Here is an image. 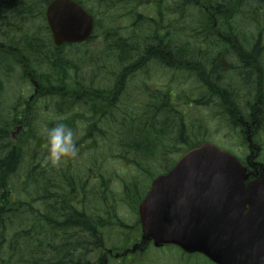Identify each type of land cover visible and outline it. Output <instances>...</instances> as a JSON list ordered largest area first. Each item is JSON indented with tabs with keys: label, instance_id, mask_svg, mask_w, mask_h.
I'll list each match as a JSON object with an SVG mask.
<instances>
[{
	"label": "trees",
	"instance_id": "16d2710c",
	"mask_svg": "<svg viewBox=\"0 0 264 264\" xmlns=\"http://www.w3.org/2000/svg\"><path fill=\"white\" fill-rule=\"evenodd\" d=\"M48 1L14 0L10 9L19 13L20 25L0 27V38H3L0 39V76L10 79L18 64H22L21 79L30 81V72L41 86L38 95L26 103L30 106L28 110L25 107L19 115L9 117L1 102L5 82L0 78V264H99L106 236L122 221L119 207L127 204L137 212L145 194L136 177L122 181L116 172H106V163L114 164L117 157L153 178L154 173L145 163L164 160L169 153L179 151L178 147H194L199 139H193L195 136L188 133L187 115L165 106L156 92L137 90L136 79L131 75L135 63L119 55V49L116 54L114 50L103 51L109 53L108 57L112 55L114 61L106 66L104 76H99L103 79L101 82H96L97 74H80L85 77L71 74L77 68L78 60L73 58L76 50L71 49L73 53L66 56L62 52L76 47L65 46L58 52L51 39V46L45 45L42 39L51 37L44 11ZM175 2L182 8L179 16H175L174 29L177 35L183 26L176 20H185L183 37L204 34L201 26L207 21L210 9L218 21L226 23L228 35H231V21L237 19L240 60L230 68L242 79H245L243 72L237 70L250 69L256 88L263 86V76L257 70L264 69V40L261 39L264 38V0ZM28 18L29 31L23 32ZM105 21L97 20L96 24L102 27ZM150 23L145 19L134 27L136 38L146 37L144 30L151 29ZM248 24L254 30L247 31ZM192 41L177 44L178 50L191 51ZM134 46L125 45L127 51H135ZM126 62H129L127 66ZM46 64L48 73L40 74ZM121 69L123 76H129L124 91H120L121 84L112 82L122 76ZM74 84L81 87L73 88ZM104 84H108L106 88ZM82 90L93 92V96L87 93L80 98L74 96V91L83 93ZM259 96L263 105L264 97ZM23 97L22 91L20 98ZM225 100L229 101V97ZM209 110L215 118L220 111L215 106ZM60 121L76 134L80 128L85 138L77 142L78 147L89 145L91 149L85 159H67L57 168L48 162L43 129ZM223 121L228 119L223 117ZM18 126L23 128L13 138L10 130ZM136 237L132 232V238Z\"/></svg>",
	"mask_w": 264,
	"mask_h": 264
},
{
	"label": "flooded vegetation",
	"instance_id": "af4514ba",
	"mask_svg": "<svg viewBox=\"0 0 264 264\" xmlns=\"http://www.w3.org/2000/svg\"><path fill=\"white\" fill-rule=\"evenodd\" d=\"M13 1L0 0V27L20 25V18L14 20L10 9ZM74 1L80 3L93 17L94 32L86 41L70 44L76 47L69 49L76 50L75 53L72 50L70 53H73L75 55L73 58L78 60L77 68H73L71 74L76 77L84 76L80 74H97L98 78L104 76L102 73L107 68V63L101 67H88V65L94 66L99 64L96 60L105 59L100 48L110 50L109 53L114 50L115 54L119 49V55L123 54L129 58V61L135 63L131 75L136 79L137 90L147 89L156 92L168 107L175 104L176 95L179 98V105L199 108L215 106L220 110L218 119L223 128L233 124L232 131L244 139L255 140L257 136L264 137V104L261 105L259 96L264 97V93H259L264 90V69L257 70L260 72L258 74L263 76L261 79L263 86L257 89L250 69L237 70L243 72L242 76L245 79H242L234 73L233 67L230 68V65H238L240 60L237 20L231 21V35H228L224 27L226 23L218 21L216 15L212 14L213 10L210 9L207 21L204 20L201 26V32L204 34L183 37L185 20H176L183 26L177 30V35L174 29L175 16H179L182 8L175 0ZM103 19L106 20L105 24H102V27L98 26L97 20ZM145 19L151 22L152 30L148 31L150 35L136 38L132 30ZM24 24L27 26L23 27V32L29 31V18ZM190 39L193 40L192 50L179 51L177 44L190 42ZM128 44H134L136 50L127 51L125 45ZM54 47L58 51L65 46ZM62 53L66 55L67 50ZM128 63L126 62L125 66ZM121 75L120 91H124L128 86L129 76H123L122 69ZM154 76H159L158 83H153L156 85L150 87L149 83H152ZM107 85L104 84L105 88ZM213 85L215 89L211 90ZM80 87L79 84H74L73 88ZM92 89L94 90V87ZM89 90H82L83 93L74 91V95L77 98L86 93L89 94L88 96H93V92ZM228 97L229 101H226L225 98ZM223 117L227 118L228 122L223 121ZM247 148L249 149V144ZM197 255L201 254L186 253L178 246L157 247L153 243L142 244L141 237L137 239L127 236L125 242L107 248L100 258L101 264H198ZM209 263L215 264L211 261Z\"/></svg>",
	"mask_w": 264,
	"mask_h": 264
},
{
	"label": "water",
	"instance_id": "95a60500",
	"mask_svg": "<svg viewBox=\"0 0 264 264\" xmlns=\"http://www.w3.org/2000/svg\"><path fill=\"white\" fill-rule=\"evenodd\" d=\"M47 20L58 46L83 42L93 30L91 16L72 0L53 1ZM250 176L212 143L188 151L142 202L143 240L175 244L217 264H264V167L259 178Z\"/></svg>",
	"mask_w": 264,
	"mask_h": 264
},
{
	"label": "rangeland",
	"instance_id": "374dc122",
	"mask_svg": "<svg viewBox=\"0 0 264 264\" xmlns=\"http://www.w3.org/2000/svg\"><path fill=\"white\" fill-rule=\"evenodd\" d=\"M18 11H20V10H18ZM12 14L14 16V20H17V18L20 17L19 13L18 12L15 13L14 10H12ZM245 27H247V31L254 30L253 25L248 24V26H245ZM262 33H264V30ZM110 56L111 57H108V61H105L106 57L104 56L105 59H102L101 61H99V65H104V63H107L109 65V62H110V64H112L114 60L112 59L113 56L112 55H110ZM30 61L33 64V66L36 65V63L32 59H30ZM2 73H6V72H2ZM21 76H22L21 71L19 69H17V71L12 75V77L10 79H7L5 77L2 78V76H0V78L5 82V92L3 93V96L1 98V102L3 104V109H4L5 113L9 117H15V116L19 115V113L21 111H23L22 109L25 108L24 104H26L28 102V100H29L28 98L31 95H33V93H34V88L32 87V84L29 81L28 82L23 81L21 79ZM158 77L154 76V78L152 79V83H149L150 87H153L154 85H156L153 83H158ZM149 82H151V80ZM22 91L24 92V97L20 98ZM182 110H185V109L183 108ZM33 113H34V111H33ZM186 113L189 116V121H188L189 134L195 136V138L192 136L193 139L198 138L200 140V139H202L200 137H202L204 134H206L207 138H209V142H211L217 146L221 145V147H224L228 150H232L240 158L245 157V155L238 150V147L241 144V141L237 137V135L226 133L228 128H223V126L220 124V122L217 121L216 119H214L212 114L210 112H208L206 109H204V108H200V109L191 108V109L187 110ZM29 121H32L31 117H30ZM24 129L26 131L28 130L27 128H24ZM10 132H11V135L14 137L15 134H13V133H15V127L13 129H11ZM175 137H177V136H175ZM235 137H237L236 140H234ZM81 138H85V135L82 134V132H78L75 136L76 143L79 140H81ZM79 149H80V152H79V157L77 159L83 160V159H85V157L90 155L89 153H90L91 148L89 145H86L83 148L80 147ZM179 153H180L179 151L169 153V155L166 156V158H164V160L154 159L155 162L149 163V164L145 163V166L147 169H150V171L155 174L153 177H157L161 173H164L165 167H167L169 165H173L172 162L180 158ZM70 160H72V159H70ZM114 160H115L114 164H112L110 162L106 163V165H105L106 172H109V171L116 172L118 177L122 181H125V180L128 181V180H131L133 177H136V179H137L136 181L139 183V186L142 190H143V188L146 189L147 187L150 186V182L152 180H151V177L149 175L142 173L133 167H129V164L126 163V161H122V159H120V158L116 157V158H114ZM122 213L124 214L126 221L130 225H133L135 223L136 219L138 218L137 215H135L132 211L129 210L128 207H124L122 209ZM123 242H125V236H123V235L115 236L112 239L113 244H119V243H123ZM197 260H198V262H197L198 264H210L209 261L201 255H197Z\"/></svg>",
	"mask_w": 264,
	"mask_h": 264
},
{
	"label": "clouds",
	"instance_id": "9594fccd",
	"mask_svg": "<svg viewBox=\"0 0 264 264\" xmlns=\"http://www.w3.org/2000/svg\"><path fill=\"white\" fill-rule=\"evenodd\" d=\"M44 135L48 152V162L52 167H60L67 159H77L80 149L73 129L63 121L51 127L45 126Z\"/></svg>",
	"mask_w": 264,
	"mask_h": 264
}]
</instances>
